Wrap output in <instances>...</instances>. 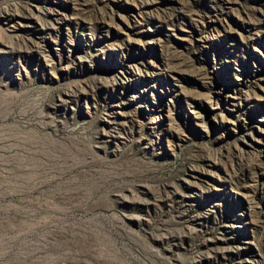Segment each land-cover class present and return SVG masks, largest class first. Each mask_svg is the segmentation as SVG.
Here are the masks:
<instances>
[{
  "label": "rangeland",
  "instance_id": "1",
  "mask_svg": "<svg viewBox=\"0 0 264 264\" xmlns=\"http://www.w3.org/2000/svg\"><path fill=\"white\" fill-rule=\"evenodd\" d=\"M0 264H264V0H0Z\"/></svg>",
  "mask_w": 264,
  "mask_h": 264
}]
</instances>
